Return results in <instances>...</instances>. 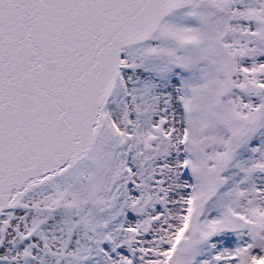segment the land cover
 Masks as SVG:
<instances>
[{
  "label": "snow or ice",
  "instance_id": "snow-or-ice-1",
  "mask_svg": "<svg viewBox=\"0 0 264 264\" xmlns=\"http://www.w3.org/2000/svg\"><path fill=\"white\" fill-rule=\"evenodd\" d=\"M0 264H264V0H0Z\"/></svg>",
  "mask_w": 264,
  "mask_h": 264
}]
</instances>
